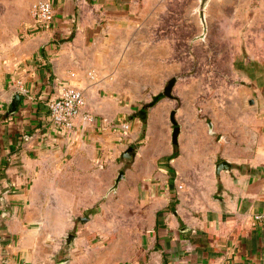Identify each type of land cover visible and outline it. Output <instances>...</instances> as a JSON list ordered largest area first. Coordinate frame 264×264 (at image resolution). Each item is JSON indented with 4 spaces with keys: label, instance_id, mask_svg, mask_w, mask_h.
I'll return each mask as SVG.
<instances>
[{
    "label": "crops",
    "instance_id": "crops-1",
    "mask_svg": "<svg viewBox=\"0 0 264 264\" xmlns=\"http://www.w3.org/2000/svg\"><path fill=\"white\" fill-rule=\"evenodd\" d=\"M38 1L19 0L0 32V264H264V223L252 224L264 213V0L206 8L215 52L234 53L222 93L199 72L173 76V97L151 106L172 78L139 104L120 38L141 1L168 13L167 0H49V26L34 19ZM67 85L100 122L129 119L128 141L81 119L55 126L48 103ZM222 160L231 168L217 175Z\"/></svg>",
    "mask_w": 264,
    "mask_h": 264
},
{
    "label": "rangeland",
    "instance_id": "rangeland-1",
    "mask_svg": "<svg viewBox=\"0 0 264 264\" xmlns=\"http://www.w3.org/2000/svg\"><path fill=\"white\" fill-rule=\"evenodd\" d=\"M191 1L167 0L168 13L146 12L155 6H147L141 1L137 12L132 13L128 35L120 38L123 43L126 39V47L120 53V71L127 73L126 78L134 79L137 85H141L144 97L138 103L142 106L148 104L151 93L163 91L173 76L182 79L196 72L205 80L210 79L202 87L205 92L215 95L223 92L224 77L230 76L234 53L215 52L221 46L213 41L216 38L202 36L204 28L197 12L198 5L192 8L195 19L188 13L191 6L187 4ZM18 3L19 0H0V32L14 29V9ZM142 130V133L146 132L145 123Z\"/></svg>",
    "mask_w": 264,
    "mask_h": 264
},
{
    "label": "built area",
    "instance_id": "built-area-1",
    "mask_svg": "<svg viewBox=\"0 0 264 264\" xmlns=\"http://www.w3.org/2000/svg\"><path fill=\"white\" fill-rule=\"evenodd\" d=\"M33 16L38 24L49 26L55 17L53 4L49 0L38 1L33 7ZM50 119L57 127L73 128L76 120L81 119L86 126L98 127L108 130L118 143H124L131 131L132 124L129 119L98 120L97 116L88 109L84 92L77 87L64 86L61 93L48 103ZM100 122V124H99ZM264 223V213H257L252 218V224ZM2 237L0 236V246Z\"/></svg>",
    "mask_w": 264,
    "mask_h": 264
},
{
    "label": "water",
    "instance_id": "water-1",
    "mask_svg": "<svg viewBox=\"0 0 264 264\" xmlns=\"http://www.w3.org/2000/svg\"><path fill=\"white\" fill-rule=\"evenodd\" d=\"M210 1L211 0H199V4L197 7V12L199 13V16H200V19H201V22H202L203 28H204V31L202 34L203 37L206 36L207 29H208V24H207L205 12H206V8H207ZM175 81H176L175 77L170 79V81L168 82L164 91L162 93H159L158 95H156L153 98V101L151 102L150 106L154 105L156 102H158L164 96H168V97L172 98L173 97L172 90H173V86H174ZM20 98H21L20 93L16 92L12 98V102H11L10 107H9V112L14 113L17 110L18 105L20 103ZM175 114H176V111L173 110L171 112V115H170V120H171L172 125H173V130H172V141H173V143L178 142V138H179V134H180V127H179V124H178V121L176 119ZM209 126L211 128L212 124L210 123ZM211 133H213L212 130H211ZM134 155H135V148L133 146H129L122 154L123 157L128 158V159H133ZM230 168H231V163L227 160H222L221 162H218L216 164L215 172L217 175H219L222 170H229ZM122 176H123V174H120L116 183L119 182V179ZM73 237L74 236L72 234H70L66 239L69 242Z\"/></svg>",
    "mask_w": 264,
    "mask_h": 264
}]
</instances>
